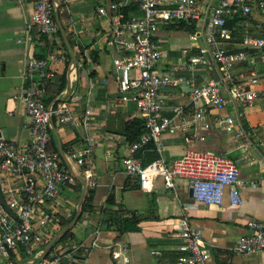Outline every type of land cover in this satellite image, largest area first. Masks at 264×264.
<instances>
[{
	"label": "crops",
	"instance_id": "crops-1",
	"mask_svg": "<svg viewBox=\"0 0 264 264\" xmlns=\"http://www.w3.org/2000/svg\"><path fill=\"white\" fill-rule=\"evenodd\" d=\"M56 1L59 22L77 62L76 67H71L66 61L51 66L55 78L45 95L47 100L64 99L70 103L76 118L74 125L61 126L55 120L50 125V150L58 155L62 169L74 176L76 181L73 185L62 187L56 214L63 217L65 211L76 212L82 181L86 182V168L75 164L70 156L72 150L92 144L91 163L97 185L94 188L86 186L85 189L84 200L87 196L91 210L80 213L77 222L66 233L67 237L63 241H59V237L54 246L68 248L83 245L74 264H175L181 255L179 222L186 218L190 227L201 233L210 249L208 264H264V253L244 256L232 251L236 240L249 234L247 221H264V184L252 187L264 175V81L254 87L257 98L250 106L234 107L227 98L225 109L208 112L205 119L208 128L203 127V122L193 123L191 114H188L182 120L175 119L177 128L163 135L164 157L168 163L189 150L232 158L242 182L240 192L243 203L239 208H232L227 197L221 206L195 203L185 180H177L175 190L170 191L158 177L151 190L141 191L136 182L126 176L121 165L130 143L118 131L132 120L139 119V115L132 100H121L113 58L122 51L110 44L109 35L116 26V18L122 24L141 13L131 0H103L105 16L97 13L95 0ZM196 1L202 13H207L210 5L215 4L213 0ZM111 3L117 4L118 10L111 11ZM123 3L125 6H122ZM124 10L128 12L126 16ZM32 13L33 5L30 3L0 0V136L15 142H25L29 136L30 121L21 96L26 62L31 57L46 58L50 51L48 45L36 44L24 35ZM204 23L205 19L196 26L202 27ZM185 25L188 26L187 23ZM179 27L180 23L161 25L155 35L162 51L157 64L161 72L174 65L188 63L197 48L203 45L202 38L192 41L191 32ZM19 39L21 42H18ZM238 42L224 43L223 47L235 51L240 48ZM63 43L59 32L54 45L66 55ZM242 68L246 66H238L236 71ZM219 77V70L214 66L211 69L197 68L193 75L195 85L219 80ZM162 93L168 109L187 102L186 88L165 89ZM225 116L234 117L235 130L242 129L244 132L241 139L236 140L233 134L226 133L218 125L219 119ZM194 131L203 139L186 143L185 137ZM153 151L147 149L139 157L141 163L148 162L154 155ZM47 210L50 211L49 208ZM129 213H133L139 221L134 230L121 234L112 224L113 218L118 214L129 217ZM60 230V226H50L51 235L56 233V236ZM47 245L32 252L20 248L8 257L0 258V264L39 262L34 259L41 257ZM52 252L51 249L48 255Z\"/></svg>",
	"mask_w": 264,
	"mask_h": 264
},
{
	"label": "built area",
	"instance_id": "built-area-1",
	"mask_svg": "<svg viewBox=\"0 0 264 264\" xmlns=\"http://www.w3.org/2000/svg\"><path fill=\"white\" fill-rule=\"evenodd\" d=\"M16 1L33 5L25 37L36 44L48 45L50 51L46 58H29L22 74L24 87L21 96L30 121L28 139L15 142L0 136V193L5 205L15 215H9L0 203V258H6L20 248L32 252L51 242L56 233L51 235L50 226L58 227L61 220L72 215L71 211H65L63 217L56 214L60 191L76 182L74 176L62 169L58 155L47 151L50 120L61 126L76 122L70 103L62 101L48 106L44 102L48 85L55 78L51 66L66 61L65 53L54 45L60 31L54 19L53 5L51 0ZM131 1L141 15L132 16L122 24L116 18V26L109 32L110 44L122 51L113 58L121 100L134 102L144 125L139 141L131 144L127 155L121 159L126 176L134 180L141 191L151 190L158 177L170 191L175 190L177 180H185L195 203L221 206L227 197L232 208H239L243 203L242 182L232 158L189 150L168 163L164 157L163 135L177 128L175 119L182 120L188 114H191L193 123L203 122V127L208 128L205 122L208 112L225 109L227 98L234 107H248L256 100L254 87L264 81V32L255 34L250 31L253 28L264 31V0H213L215 4L210 5L207 13H202L196 0ZM95 2L97 13L105 16L103 0ZM118 7L114 3L109 5L113 12ZM203 19L204 25L196 26ZM179 22L194 25L190 39L196 42L202 38L203 45L197 48L188 63L161 72L157 64L162 51L155 35L161 25ZM230 23L233 29L229 27ZM236 29L241 31L240 35H236ZM236 40H239L238 50L229 51L223 47L224 43ZM244 65L246 68L236 71L238 66ZM213 66L219 70V80L195 85L193 75L196 69H211ZM170 88H186L187 102L168 109L162 92ZM218 125L226 133L233 134L236 140L244 136L242 129L235 130L236 120L232 116L221 117ZM202 139L194 131L185 137V142ZM148 145L153 146L158 157L143 165L136 153ZM93 150L89 143L87 148L70 152L75 164L86 168L88 188L97 185L91 163ZM261 184H264V175L252 187ZM246 226L249 234L236 240L233 253L244 256L264 253V221L249 220ZM179 232L181 255L175 264H208L210 249L201 233L190 227L186 218L180 219ZM52 247V254L47 253L44 259L34 264H74L83 245Z\"/></svg>",
	"mask_w": 264,
	"mask_h": 264
},
{
	"label": "trees",
	"instance_id": "trees-1",
	"mask_svg": "<svg viewBox=\"0 0 264 264\" xmlns=\"http://www.w3.org/2000/svg\"><path fill=\"white\" fill-rule=\"evenodd\" d=\"M124 15L126 16V14L128 13L127 10L125 11L124 10ZM180 23V27L179 28H187L190 32H193L195 30V27L194 25L193 26H187L185 25L186 23L185 22H179ZM232 24L230 23L229 24V27H231V29H233V25L231 26ZM264 32L263 29L259 32V33H262ZM235 33L237 35H240L241 34V31L236 29ZM70 43V42H69ZM71 45V44H70ZM63 48L66 52V62L69 63L71 61V56L68 52V50L66 49L65 47V44L63 43ZM51 84V83H50ZM49 84V85H50ZM48 85V86H49ZM55 101L54 98H52L51 100H47L45 99L44 102L46 105H49L50 102H53ZM119 134H122V135H125V137L127 138V140L129 141L130 145L139 141V138L141 137V135L144 133V125H143V121L139 118V119H134L132 120L130 123H127L124 127L123 130L121 131H118ZM50 137H51V131H50ZM147 149H153V146L152 145H148L146 147H143L142 149H140L138 151V155L137 157H141L143 154H145L146 150ZM47 151L49 153H52V154H56L54 151H51L50 150V140H49V144H48V147H47ZM153 156L151 157V159L148 161V162H142L143 165H147L148 163L154 161L157 159V154L155 153V151H153ZM91 205L90 203L88 202V199H87V196L85 197V200L81 206V213L85 212V211H88V210H91ZM76 215V212L74 211L70 217V219L68 220H61L60 223H59V226H60V229H64L65 227H67L71 222L72 220L74 219ZM129 217H122V215H117L113 218V221H112V224L113 225H116L117 226V229L118 231L122 234L124 232H128V231H131V230H134L136 228V225L139 221L138 218L135 217V215L133 213H129ZM60 230V231H61ZM68 234H64L62 235L60 238H59V241H63L66 237H67Z\"/></svg>",
	"mask_w": 264,
	"mask_h": 264
},
{
	"label": "water",
	"instance_id": "water-1",
	"mask_svg": "<svg viewBox=\"0 0 264 264\" xmlns=\"http://www.w3.org/2000/svg\"><path fill=\"white\" fill-rule=\"evenodd\" d=\"M52 2V5H53V12H54V19H55V22L57 23L58 25V28H59V31H60V34L62 36V39H63V42L65 44V47L66 49L68 50L70 56H71V61H70V65L71 67H76V57H75V54L73 53L72 51V48H71V45L65 35V32H64V29L63 27L61 26L60 22H59V19H58V3L56 0H51ZM64 101V99H61L60 101H54L53 105L54 104H57L58 102H62ZM52 122L53 120L51 119L50 120V124L52 125ZM85 189H86V182L85 180L82 181V193H81V196H80V200H79V204H78V207H77V210H76V215L74 217V219L72 220V222L67 226L65 227L64 229H62L55 237L54 239L48 243V245L44 248L43 250V254L41 255V257L39 258H36L34 259V261H38V260H42L45 258V256L47 255V253L49 252L50 248L52 247V245L55 243V241L61 237L62 235H64L65 233H67L72 227L73 225L77 222V220L79 219L80 217V213H81V206H82V203H83V200H84V194H85ZM0 203L4 206L5 210L7 211V213L9 215H11L12 217H15L14 213L12 211H10L8 209V207L5 205L4 203V200H3V197L0 193Z\"/></svg>",
	"mask_w": 264,
	"mask_h": 264
},
{
	"label": "rangeland",
	"instance_id": "rangeland-1",
	"mask_svg": "<svg viewBox=\"0 0 264 264\" xmlns=\"http://www.w3.org/2000/svg\"><path fill=\"white\" fill-rule=\"evenodd\" d=\"M259 30H260L259 28H253L250 32H253L255 34H258L260 32Z\"/></svg>",
	"mask_w": 264,
	"mask_h": 264
}]
</instances>
